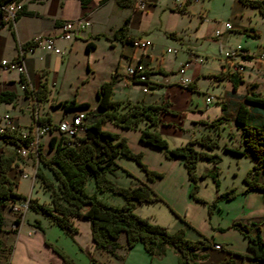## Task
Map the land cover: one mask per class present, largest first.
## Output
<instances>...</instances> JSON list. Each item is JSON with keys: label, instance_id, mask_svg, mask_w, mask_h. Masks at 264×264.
I'll list each match as a JSON object with an SVG mask.
<instances>
[{"label": "crops", "instance_id": "obj_1", "mask_svg": "<svg viewBox=\"0 0 264 264\" xmlns=\"http://www.w3.org/2000/svg\"><path fill=\"white\" fill-rule=\"evenodd\" d=\"M19 1L23 4V10L14 18L10 25L7 22L0 25V58L13 57L17 52L18 42H24L42 34L52 35L54 42L61 48V52H55L44 47L41 42L33 45L31 48H23L22 71L29 87H35L39 80L44 78L47 85L45 98L54 100V103L59 99H63H53L52 95H50L54 82L49 80V76L50 74L52 76V73L60 67L61 63L63 64L64 60L62 56L66 55L67 57L73 49L80 46H84V52L87 55V73L81 81H87L88 76H95V79L91 80L94 99L77 98L73 95L75 101H87L89 107L77 106L69 108L61 111L58 117L53 119L47 110L38 112V100L36 99L35 102L30 94L23 90L20 85V72L16 67H13L16 68L13 72L9 68L0 69V89H9L14 92L11 100H3L5 106L2 110L12 111L11 113L14 115L20 128L29 127L33 120L37 118V115H49V121L53 122L60 117H69L75 111H82L86 117L91 118V107L96 100L95 89L100 81L109 78L111 72L115 73L110 93L112 98L122 103L126 101L145 103L166 102L168 109L157 112L159 122L156 127L166 139L169 136H177L179 141L174 144L182 143L188 138L199 135L198 132L207 130V124L205 123L213 117L226 116L229 118L232 128L238 127L234 120V114L240 102L247 106L252 121L264 119V107L244 98V94L246 93L261 94L264 90V55H259V52L264 50V46L258 40L253 43L244 39L243 43L236 42L230 47L233 48L236 44H239L243 52H234L230 56H226L224 51L221 52L220 57L217 58L215 67H209L211 69L203 67L204 60L200 58L199 64L194 66L196 56L192 42L208 38V36L216 37L223 31L228 30V33L233 25L231 24L229 28L224 29L219 34H214V28L221 25V18L209 17L205 13L200 12L197 18L193 20L191 18L193 15V9L190 7L191 0H184L183 10L174 8L171 2L160 6L159 10V13H163L166 16V19L163 18L158 21L162 26L163 33L165 36L167 35V37L177 40L178 47L176 48L180 49L182 53L175 66L167 64L164 61L161 47H159V44L157 45L150 34L151 27L148 23V17L149 12L154 6L153 0H135L132 5H119L115 0H88L84 4L80 0ZM140 1H143V4H140ZM235 1L238 10H241L244 4L239 0ZM230 12L234 15L233 20L237 22V28L254 37L258 34L253 25L250 26L249 30L245 24H240L241 16L237 12L233 10H230ZM127 14H129L127 34L148 38L150 42L145 46H139L132 41L121 40L117 36L109 35ZM183 14L188 18L187 23L186 25L178 26V18L182 17ZM63 18L73 19L71 33L68 37H64L60 33V21ZM76 18H83L82 25L74 20ZM100 38L103 40H99ZM88 40H91L93 44L85 47V42ZM166 49L171 50L169 47H166ZM98 54L101 55V59H104V67L99 74H96L93 67L94 63L90 61V58L92 61L96 58L99 59ZM245 54H250V56L246 57ZM235 60L237 63L240 62V69L238 70L240 79L237 81L235 87H232L228 77L216 78L212 75V73L220 70L233 69V62ZM133 61H139L143 64L147 71L146 81H141L125 72V65ZM191 64H193L192 68L190 67ZM179 67L182 70H179ZM41 72H43L42 75ZM183 77L191 79L192 87L179 83ZM201 79L204 80L206 88L212 89L216 87L219 90V93L211 101H206L205 99L206 94L210 91L204 93L201 103L193 99V91L199 89ZM143 84H146V89H142ZM88 108L90 109L88 110ZM143 123V121H140L137 126H133L138 129L136 131L137 134L139 126ZM101 127L124 135L127 145L129 148L131 147L127 133L129 130L128 126H121L106 119L101 121ZM51 133H54V131L48 134ZM195 143L193 146L202 149L201 146L195 145ZM238 143V146H234L237 148V151L226 146L224 148L234 153L235 161L237 157L243 156L247 157L245 161L248 159L247 161L249 162L248 164L246 162L241 175V182L239 187L236 188V191L244 193V197L246 198L244 199L246 200L244 204H247L246 206L249 207L242 216L243 218L258 217L264 214V192L260 189L245 188L243 173L251 166L253 160L246 152L239 151L242 149V143L241 141H238ZM136 148L139 150H143V148L151 149L150 146L145 144L132 150L135 151ZM24 157L22 158L24 162L26 159H30V157H26V159ZM118 157L119 155H116L114 159L117 161ZM171 159L180 161L181 157L176 156ZM199 159L202 158L198 157L196 164L199 162ZM205 164L202 165V169L204 171H212L214 164L218 165V161L216 160L211 163L208 160ZM140 178L146 180L153 187V179H145L143 176ZM251 191H256L257 193L253 192V195H251ZM258 192L261 194H258ZM258 195H261L259 196L261 198H258ZM251 198L255 200L254 203ZM77 218L74 217V220ZM86 221L88 222L87 219ZM27 228L26 230H19V228L12 230L16 237L15 243L9 251L8 259L4 260L3 264H60L61 257L45 241H49V238L44 235L45 231L27 230ZM77 231L75 230L71 233L76 235ZM87 231L89 235L88 244L93 246L90 230ZM233 233L240 239L237 252L248 251L245 236L238 230H233ZM185 234L189 237L195 236L193 230H185ZM261 234L264 238L262 229ZM33 246L38 248L35 250ZM206 253L205 257L198 260V264L216 262L228 255L229 252L219 246H209L206 249ZM230 255L234 259V264H237L241 259L238 253H231ZM244 261L246 262V260Z\"/></svg>", "mask_w": 264, "mask_h": 264}, {"label": "trees", "instance_id": "obj_2", "mask_svg": "<svg viewBox=\"0 0 264 264\" xmlns=\"http://www.w3.org/2000/svg\"><path fill=\"white\" fill-rule=\"evenodd\" d=\"M12 0H0L1 4ZM88 0H80L86 3ZM119 5H132L135 0H115ZM242 3L257 5L261 12H264V0H240ZM184 3L181 6H173L176 9L183 10ZM23 10L21 3L20 12ZM19 12V13H20ZM18 13V14H19ZM17 14V15H18ZM129 14L125 15L113 31L112 36H117L121 40L132 41L138 36L128 35L127 22ZM5 21L0 16V25ZM11 23H9L10 25ZM23 48L32 47L37 44L34 39L20 42ZM93 42L88 40L85 47H89ZM249 57L250 54H245ZM12 58H18L17 52ZM20 72V81L23 83V90L29 94H34L37 100L45 98L47 94V85L45 79L39 80L34 88L27 86V80L22 70ZM146 73V69H144ZM43 72H41V75ZM114 72H111L109 78L100 81L95 89V103L91 107V118L85 116V130L82 134L67 136L62 133H51L46 143L49 152L42 149V144L38 140L36 154L33 156L36 163L34 165V174L39 182L48 189L49 199L38 200L36 197L28 196V206L36 211L46 214L49 219L58 224L65 232L71 233L76 230L74 217H84L88 220L90 236L93 246L103 249L111 254L119 255L117 248L120 246L118 237L124 234V245L131 246L135 241L140 240L145 250L153 255L162 253L166 246H171L177 255V264H198V260L207 255L206 249L213 246L214 242L223 247L221 242L216 241L213 236L200 234L195 238H189L184 235V226L180 225L176 229H168L164 224L150 221L147 217L138 214L135 210V204L142 201H150L159 198V194L144 179L136 178L134 183L120 184L116 182L108 173L115 167H120L125 172L132 174L124 166L120 165L114 158L116 155H125L132 157L143 169L146 178L153 179L160 175L161 171L150 168L140 159V150L134 151L126 143L125 136L115 131L101 127V121L109 119L121 126H137L140 121L144 123L139 126V139L148 142L151 145L159 147L166 157H181L185 166L187 177L190 181V194L195 199L204 200L195 194L196 190V172L195 163L198 157H204L207 160L215 162L219 159V154L214 151L199 149L192 145L193 142H199L206 147L216 145V140L207 132H202L198 136L188 138L182 143L168 145L166 138L160 133L156 125L159 122L157 112L167 110L166 102L145 103L137 101H121L110 96ZM147 74V73H146ZM216 78L228 77L232 87L239 81V74L236 70L217 71L212 73ZM146 81V79H145ZM191 79L181 83V85L192 87ZM14 92L9 89H0V101H9L13 98ZM244 98L248 101L262 105L264 107V90L261 94L246 93ZM54 104L61 105L63 110L77 106L89 107L87 101H75L73 96L57 100ZM90 108H88L89 110ZM223 115L213 117L206 121L207 124L216 125ZM40 122L49 121V115H37ZM234 120L239 127L242 149L253 160L244 174L243 180L245 188L260 189L264 192V119L252 121L247 106L238 103ZM15 133L0 132V138L11 141L12 147L8 150H0V228L5 221V208L10 207V202L21 193L15 188V172L21 168L16 165L20 155L15 147L19 145ZM99 148V154L95 148ZM236 150L235 147H228ZM237 151V150H236ZM32 154L31 152H29ZM23 157V156H22ZM20 160L21 159L20 157ZM43 166L52 173L50 176ZM13 168V170H12ZM217 165L212 169V179L217 184L216 173ZM92 177L94 191H87L86 182ZM110 190L122 195V202L113 204L101 199L96 192L98 190ZM235 192L234 187H228L217 193L216 196L229 197ZM211 204L213 203L210 202ZM18 221V217L13 218ZM264 221V214L258 217H236L231 221V226L235 227L246 238L248 251L236 252L226 248L228 255L220 258L216 262L209 264H234L231 253H238L241 257L237 264H248L244 258L252 260H264V238L261 234V222ZM38 225V224H37ZM200 233V232H199ZM53 250L61 257L60 264H77L66 252L58 246L45 240ZM9 252V249L8 251Z\"/></svg>", "mask_w": 264, "mask_h": 264}, {"label": "rangeland", "instance_id": "obj_3", "mask_svg": "<svg viewBox=\"0 0 264 264\" xmlns=\"http://www.w3.org/2000/svg\"><path fill=\"white\" fill-rule=\"evenodd\" d=\"M175 1L177 0H153L154 6L149 12L148 17V23L151 27L150 34L157 45L159 44V47H161L160 49H162L164 61L174 66L180 59L182 53L180 49L176 48L178 47L177 40L167 37V35L165 36L162 26L158 21L163 18L166 19L163 13H159L160 6L170 2L173 3L174 6ZM182 1L184 2V0ZM243 4L241 10H238L235 0H191L190 7L193 9L191 18L193 20L197 18L198 13L203 12L209 17L221 18V20L225 18L233 25L228 33L227 30L216 37L208 36V38L198 39L192 42L196 56L194 66L199 64L200 58L204 60L203 67H215L217 58L220 57L221 52L225 49H230L236 42L243 43L244 39L253 43L258 40L260 44L264 46V12H261L257 5ZM230 10L237 12V14L241 16L240 24H245L249 30L250 26L253 25L258 31V34L254 37L237 28V22L233 20L234 15ZM187 19L185 14L179 17L178 26L186 25ZM99 40L102 41L103 39L100 38ZM166 47H169L171 50H167ZM98 56L99 59L96 58L94 61L90 58V61L94 63L93 67L96 74H99L104 67V59H101V55L98 54ZM65 57L66 55L62 56L64 60L63 64L61 63L60 67L52 73L53 78H51V74L49 76V80L54 82L50 94L52 98H69L74 95L77 98L94 99V90L91 80L95 79V76H88L87 81H81L87 73V55L86 52H84V46L73 49L70 54L67 55L66 58ZM234 62H236V60ZM192 66L193 64H191L190 67L192 68ZM9 69H11L12 72L16 70V68L13 67ZM237 73L239 74L238 71ZM207 91L212 92L214 96L219 93L216 87L212 89L206 88L204 80L201 79L199 89L193 91V99L201 103L204 93ZM4 106V101H0V111L4 109ZM37 108L38 112L47 110L53 119H56L61 111H64L61 105L54 104V100L48 98L39 99L37 101ZM229 121L228 117L223 116L216 125L205 123L207 124V130L198 132L201 134L202 132L208 131L217 143L210 148L199 142H196L195 145H199L202 149L214 151L219 154L217 171L215 173L218 180L216 185L212 179V172L202 169V165H206L205 163L208 160L204 157H200L202 159H199L197 164L195 163V172L197 174L195 179V194L204 200L195 199L189 193L191 180L189 178L187 179L186 169L182 160L174 161L166 157L159 147L139 139L136 133L138 130L136 127L128 126L129 130L127 133L131 149L138 146L141 147V145L144 144L151 147V149L143 148V150H140V159L146 162L148 167L161 171V174L155 176L152 182V188L160 197L150 201L137 202L134 210L138 214L147 217L150 221L162 223L171 230L183 225L185 236H187L185 230H193L195 236H187L189 238L198 237L201 233L207 236L214 235V239L222 243V248L236 249L234 251L237 252L240 239L233 233V230L237 229L230 224L233 218L243 217V213L249 209V207L246 206L247 204H244V201H246L244 200L246 199L244 193L236 191V188L239 187L241 182V175L246 162L247 164L249 162L247 161L248 159L245 161L247 157L243 156L237 157L235 161V157L233 156L234 153L224 148V146H238V141H241L239 127L235 126L232 128ZM49 135L48 133H43L38 139L42 144V149L46 153L49 152L46 143V139ZM178 139L177 136H169L166 140L168 145H174V143H178ZM193 144L194 142L192 145ZM11 147V141L0 138V150H8ZM95 148L99 154L98 146L95 145ZM138 150L137 148L135 149V151ZM20 157L22 159L24 156H19L15 163L29 175L23 176L19 171L15 172L17 180L15 184L16 190L20 192L21 195L28 194L32 197H36L38 200H48V189L39 182L36 176H34V179L31 181L30 174L34 171L33 160L24 157L26 159L24 162L20 160ZM210 161L213 163L212 160ZM117 162L128 169L132 174L125 172L120 167H115L113 171L108 174L116 182L125 185L134 183L136 178H140L141 176L146 179L143 169L132 157L120 154ZM43 169L52 176L48 168L43 166ZM92 180V177H89L86 182V189L89 192L94 191ZM228 187L235 188V192L231 196H216L218 192ZM253 192H250L251 195H253ZM96 194L101 199L113 204H119L123 200L120 193L112 192L108 189L98 190ZM258 194L261 193L258 192ZM259 196L261 195H258V198H261ZM212 201L213 203L211 204L210 202ZM252 201L254 203L255 200L252 199ZM14 214L15 213L9 206L5 208V221L3 227L0 228V264H3L4 260L8 259L9 252L7 253V251L8 249L10 251L15 243L16 237L12 230L16 228L11 227L10 224ZM74 224L76 225V230H78L76 235L65 232L62 227L52 222L46 214L28 206L23 213L19 230H26V227H28L27 230H44V235L49 238V241L66 252L77 264H177V255L171 246H166L165 250L160 254L151 255L145 250L140 240L135 241L131 246H125L123 233L118 237L120 246L117 248V251L119 255H114L103 249L95 248L88 244L89 235L87 230H89V224L86 218L78 217L74 220ZM260 225L264 233V221H262ZM185 226H187V228H185ZM236 234L240 236L239 233L236 232ZM33 247L35 250L38 248L36 246ZM244 260H246L248 264H264V260H252L248 258H244Z\"/></svg>", "mask_w": 264, "mask_h": 264}, {"label": "built area", "instance_id": "obj_4", "mask_svg": "<svg viewBox=\"0 0 264 264\" xmlns=\"http://www.w3.org/2000/svg\"><path fill=\"white\" fill-rule=\"evenodd\" d=\"M183 3L184 2L182 0H177L174 2V6L178 7L183 5ZM140 4H143V1H140ZM1 8H2L1 17L3 18V20L7 23H12L14 18L20 12L21 3L19 0H12L4 4H1ZM74 20H76L82 25L83 18H76ZM72 24H73V19L70 18L61 19L60 33L62 36L64 37L70 36ZM230 26H231L230 22L227 19H223L221 20V25L216 26L214 28L213 30L214 34H219L224 29L229 28ZM32 39L36 40L37 43L41 42L43 46L46 48H49L55 52H61V48L54 42L53 37L50 34L37 35ZM149 42L150 41L148 38H141V37H138L133 40V43L139 46H145ZM234 52H243L241 45L236 44L233 48L224 50V54L226 56H230ZM17 55L18 58L1 57L0 69L3 68L8 69L10 67H16L19 71L23 70V65H22L23 47L21 46L20 42L17 43ZM259 55L263 56L264 50L260 51ZM233 66H234L233 70L238 71L240 69V63L233 62ZM144 69L145 68L143 64L139 61L128 62L125 65V72L128 75L134 76L141 81H144L147 78ZM179 70H182V68L179 67ZM189 79L190 78L188 77H183L180 82L184 83ZM20 85L21 87H23V83L21 81H20ZM29 88H34V87H29ZM142 89H146V84H143ZM30 96L36 102V98L34 94L33 93L30 94ZM213 98H214V94L212 92H208L205 96L206 101H211ZM85 125H86L85 114L82 111H75L69 117H60L53 122L52 121L40 122L36 118L35 120H33V122L30 124L29 127L23 129L18 126V123L16 122L14 115L11 112H9L8 110L0 111V132L5 131L7 133H15L18 136L17 140L20 142L19 145H16L15 147L16 151L22 156L30 157L34 162V165L36 163V160H34L33 156H35L36 154V147L39 136L41 134L50 133L51 131H54V133H62L67 136L78 135L84 132ZM29 152H31L32 154H30ZM19 173L23 176L29 175L21 168L19 169ZM34 176L35 174L33 171V173L30 174L31 181L34 179ZM28 196H29L28 194L21 195L15 197L10 202V208L15 213L10 222L11 227L17 229L20 227L23 213L28 207ZM15 216L19 218L18 221H15L13 219ZM213 246H219V244L217 242H214Z\"/></svg>", "mask_w": 264, "mask_h": 264}, {"label": "water", "instance_id": "obj_5", "mask_svg": "<svg viewBox=\"0 0 264 264\" xmlns=\"http://www.w3.org/2000/svg\"><path fill=\"white\" fill-rule=\"evenodd\" d=\"M0 16H1V12H0Z\"/></svg>", "mask_w": 264, "mask_h": 264}]
</instances>
